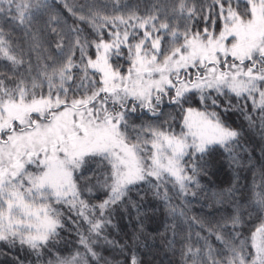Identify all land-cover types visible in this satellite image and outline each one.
I'll list each match as a JSON object with an SVG mask.
<instances>
[{
  "label": "snow or ice",
  "instance_id": "obj_1",
  "mask_svg": "<svg viewBox=\"0 0 264 264\" xmlns=\"http://www.w3.org/2000/svg\"><path fill=\"white\" fill-rule=\"evenodd\" d=\"M256 135L264 0H0V264H264Z\"/></svg>",
  "mask_w": 264,
  "mask_h": 264
},
{
  "label": "trees",
  "instance_id": "obj_2",
  "mask_svg": "<svg viewBox=\"0 0 264 264\" xmlns=\"http://www.w3.org/2000/svg\"><path fill=\"white\" fill-rule=\"evenodd\" d=\"M260 138L258 135L253 137V146L250 147L249 151L252 152V161L251 163L255 165L257 168L259 167L260 163H264V160L261 159V154L259 151ZM237 172L242 177H246V179H242L240 181L241 185H248L252 184L253 173L249 170L247 166H245L242 170L236 169ZM235 172L232 168H230L225 162L220 161L219 163L213 162L210 168V175L208 177H204L202 182L208 188V195L207 197L201 196L199 203H195L188 207L187 211L189 215H199L202 212H206L209 208L204 207L202 205H211L212 204V195L213 193H220L226 192L231 186L233 182V177ZM151 199V198H150ZM149 217H153V219L146 222L147 228L149 230V235L147 237V242L149 245H152L156 249H160L158 255V261L163 260L165 264H167V253L165 251V246L163 242V238L155 231L159 229L160 233L164 232V221L167 218L163 213V210L160 212L153 213L151 209H148ZM136 223L135 219V212H133L131 222L126 217L122 222L121 226L127 225V231H132V225ZM169 236L171 233L169 232ZM155 237V239H153Z\"/></svg>",
  "mask_w": 264,
  "mask_h": 264
}]
</instances>
